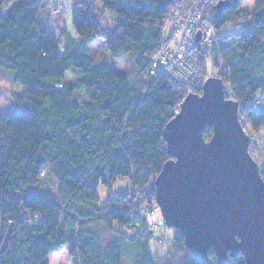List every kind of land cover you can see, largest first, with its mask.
Returning <instances> with one entry per match:
<instances>
[{"label":"trees","instance_id":"trees-1","mask_svg":"<svg viewBox=\"0 0 264 264\" xmlns=\"http://www.w3.org/2000/svg\"><path fill=\"white\" fill-rule=\"evenodd\" d=\"M190 1L75 0L74 33L67 23L34 32L45 0L14 3L6 13L10 0H0V72H13L24 89L18 102L27 107L0 114V264H49L66 245L76 264H123L126 247L134 264H220L214 249L207 261L196 257L175 228L177 254L160 261L150 247L156 231L147 230L140 208L156 201L155 179L171 159L166 126L188 94L202 92L211 60L230 85L227 97L240 102L244 128L264 129L255 96L264 94V0L255 1L252 15L243 10L246 0H229L223 10L213 4L216 36L200 51L198 79L178 84L149 67L168 20ZM52 13L48 18H57ZM226 24L244 30L220 34ZM100 38L112 58L132 61L135 78L98 64L91 46ZM204 134L209 140L213 129ZM45 176L57 181L56 190L30 193ZM122 178L133 194L113 192ZM101 185L109 190L103 206ZM95 225L114 235L106 247ZM230 264L245 258L238 254Z\"/></svg>","mask_w":264,"mask_h":264},{"label":"water","instance_id":"water-1","mask_svg":"<svg viewBox=\"0 0 264 264\" xmlns=\"http://www.w3.org/2000/svg\"><path fill=\"white\" fill-rule=\"evenodd\" d=\"M232 4L224 0L218 8ZM239 109L216 76L185 97L165 129L171 159L155 179L156 203L199 259L207 261L214 249L220 264L238 254L245 264H264V178Z\"/></svg>","mask_w":264,"mask_h":264},{"label":"rangeland","instance_id":"rangeland-1","mask_svg":"<svg viewBox=\"0 0 264 264\" xmlns=\"http://www.w3.org/2000/svg\"><path fill=\"white\" fill-rule=\"evenodd\" d=\"M255 1L256 0H246L243 3L242 7L245 13L249 15H252L254 13ZM75 6V0H45V6L39 13L38 22L36 24L37 26L34 32H37V29L40 28V25H44V17H47L49 13L53 12L52 14L57 15L56 17H63V20H66L71 31L75 33V28L73 24V13ZM55 7H59V11L55 12ZM51 23L53 26V21H51ZM243 30L244 27L234 29L231 24H226L220 30V34L235 35L239 34ZM92 52L96 57L98 64L109 65L115 68L117 71L128 72L132 78H135L139 73V71L134 67L131 60H116L112 58L111 54L107 50L106 41L104 39L100 38L98 41L92 44ZM13 75V72L7 70H3L0 72V114H6L27 109V107L23 103L18 102L20 100L18 96L19 94H23L24 89L21 83L14 82ZM212 76L220 77L219 69L213 68V60L209 62L208 72L205 71L202 75V78L204 80L202 85L204 84L206 79ZM225 84L229 85L227 83ZM255 96L261 97L260 109L264 111V94L258 92ZM229 99L235 100L234 97H230ZM245 131L251 137L252 147H250V153L253 158L259 163L260 169L264 170V129L256 131L254 129H250V127L247 126V129H245ZM56 188L57 181L52 176H45L38 186H30V193H43V191L56 190ZM108 192V188L104 187L103 185L100 186V206L105 205ZM113 192H115L116 194H133L134 191L131 181L128 178L119 179L118 182L114 185ZM140 201V198H138L136 203L138 204ZM149 207L152 208V212L150 215L147 216V218H145L146 211ZM140 210L141 214L147 221V230L150 229L149 227H153L154 225L159 226V228L156 230V233L152 237L150 244L153 256L158 254L159 260L162 262L173 259L177 254V248H174L173 245V238L176 230L167 227L162 216L161 210L158 207L156 201L154 203H147L144 207L140 208ZM93 229L98 233L104 247H106L114 238L112 232H110L103 225H95ZM162 241H164V243H161ZM124 252L125 257L123 264H134V254L132 249L130 247H126ZM48 260L49 264H76L73 257L71 256L70 248L68 245H66L59 252H52L48 257Z\"/></svg>","mask_w":264,"mask_h":264},{"label":"built area","instance_id":"built-area-1","mask_svg":"<svg viewBox=\"0 0 264 264\" xmlns=\"http://www.w3.org/2000/svg\"><path fill=\"white\" fill-rule=\"evenodd\" d=\"M220 1L223 0L190 1L184 9L172 14L167 22V33L163 36L164 44L150 62L151 75L165 72L178 84H186L199 76L200 51L207 49L216 36L213 25L216 17L210 7ZM54 11H59V7H55ZM199 32L202 35L200 41L197 39ZM225 91L231 92L230 85L225 84ZM151 210L149 207L145 218L151 214ZM158 228L157 225L150 227L155 231Z\"/></svg>","mask_w":264,"mask_h":264},{"label":"crops","instance_id":"crops-1","mask_svg":"<svg viewBox=\"0 0 264 264\" xmlns=\"http://www.w3.org/2000/svg\"><path fill=\"white\" fill-rule=\"evenodd\" d=\"M24 1H28V0H10V2H9L10 4L5 9V13L9 10L11 5H13L14 3H19V2H24ZM48 17L49 16L44 17V19H45L44 25H40V28H45L47 30H50V29L56 30V27H62L64 25V23H67L66 20H63V17H57V18H53V19L48 18ZM50 20L53 21V26H52V23ZM41 21H43V20H41ZM68 28H69V26H68ZM91 48H92V46H91Z\"/></svg>","mask_w":264,"mask_h":264},{"label":"bare ground","instance_id":"bare-ground-1","mask_svg":"<svg viewBox=\"0 0 264 264\" xmlns=\"http://www.w3.org/2000/svg\"><path fill=\"white\" fill-rule=\"evenodd\" d=\"M200 40H202V35H201L200 38H199V41H200ZM197 79H198V78H194V79L188 81L187 83H193V82H195ZM229 94H230V93H227V91H226V95L229 96Z\"/></svg>","mask_w":264,"mask_h":264}]
</instances>
